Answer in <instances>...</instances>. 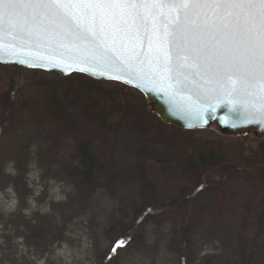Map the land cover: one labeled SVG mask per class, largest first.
Segmentation results:
<instances>
[{"label": "rangeland", "instance_id": "374dc122", "mask_svg": "<svg viewBox=\"0 0 264 264\" xmlns=\"http://www.w3.org/2000/svg\"><path fill=\"white\" fill-rule=\"evenodd\" d=\"M20 69L0 65V264H107L120 224L136 217L135 242L113 264H264V140L165 125L117 82ZM88 87L119 101V124L89 114ZM85 144L101 171L81 192ZM184 197L180 215L144 216Z\"/></svg>", "mask_w": 264, "mask_h": 264}, {"label": "water", "instance_id": "95a60500", "mask_svg": "<svg viewBox=\"0 0 264 264\" xmlns=\"http://www.w3.org/2000/svg\"><path fill=\"white\" fill-rule=\"evenodd\" d=\"M140 7L158 8L166 14L163 21L160 16L147 18L148 36L131 23L124 28L101 29L87 20L79 21L77 27L53 17L33 22L6 15L0 32V59L4 61L0 65L117 82L140 92L150 112L165 125L183 131L214 129L226 137L264 140V80L248 61L239 36L233 39L236 26L229 23L225 28L220 20L204 21L182 14L177 18L175 8L180 6ZM173 30L174 70L169 72L167 45L161 47L158 34L163 31L162 39L166 41L167 33ZM77 51L88 56L87 63L74 64L69 69V54ZM37 54L45 58L36 59ZM19 61H29L32 66ZM41 65L70 74L45 71ZM233 71L247 77L235 90L223 81L224 74Z\"/></svg>", "mask_w": 264, "mask_h": 264}, {"label": "snow or ice", "instance_id": "6c2138e0", "mask_svg": "<svg viewBox=\"0 0 264 264\" xmlns=\"http://www.w3.org/2000/svg\"><path fill=\"white\" fill-rule=\"evenodd\" d=\"M7 5L5 9L2 6ZM147 5H168L180 6L175 8L176 17L182 14L184 17L196 16L204 21L220 20L224 22L227 28L229 23L234 24L233 39L239 36L243 42L247 58L254 70L258 71L261 80H264V0H0V32L3 31L4 17H15L24 21L31 20L36 22L40 17H53L59 20L70 21L79 27V21L87 20L93 27H127L129 23L138 25L137 30H144L146 36L149 35L147 18L160 16L163 21L166 14L158 8L151 10L142 9L140 6ZM243 22V25H241ZM153 34L157 33L155 25H152ZM160 45H167L165 53L168 71L172 72L173 59L171 54V44L174 39V30L167 33V40L162 39L165 36L163 31L159 32ZM179 56V53H177ZM45 57L37 54L36 59L43 60ZM187 59V57H185ZM88 56L80 52L69 54V69L74 64L87 63ZM4 61L0 59V63ZM24 66L31 67L29 61H19ZM45 71L59 70L64 75H69V71L63 69L46 68L41 65ZM84 71V69H81ZM85 74H89L85 72ZM94 75V74H93ZM94 78H98L95 77ZM247 77H241L238 72H226L224 74V84L233 90ZM264 115V113H262ZM126 244V241H116L113 252L116 251V245Z\"/></svg>", "mask_w": 264, "mask_h": 264}, {"label": "trees", "instance_id": "16d2710c", "mask_svg": "<svg viewBox=\"0 0 264 264\" xmlns=\"http://www.w3.org/2000/svg\"><path fill=\"white\" fill-rule=\"evenodd\" d=\"M20 71H22V69H20ZM78 76V74L75 75H71L70 77L73 79H76L75 77ZM80 76V75H79ZM76 82L79 85H83L84 83L80 80H76ZM20 84V81L18 82V85ZM82 93L85 94H89L92 100V105L91 107L88 109L89 110V114L93 117H100L102 119V124L103 126H111V125H115V124H119L121 122L122 119V110H123V106L120 105L119 101L116 100L113 96L112 97H105L102 93H100L99 91L93 89L92 87H88V90L83 91ZM2 102H3V106H4V110H6L7 112V117H12L15 113L13 112L14 109L16 110V98L13 92H8L6 94H4V96H2ZM5 119V118H3ZM79 150L81 153V157L83 158V170H81L80 172L77 171V177H79V173L81 174L80 177V191L82 192L83 188L86 187V185H91L92 184V176H94V173L96 171V167L97 166H101L98 162V160L94 159V157L91 155V153L87 150V146L85 145H80L79 146ZM99 169V167H97ZM213 169H210V171L206 172L203 176L202 174V182H204L206 180L207 177ZM99 171H101L99 169ZM225 175L224 174H220L217 178H215L214 182L210 179V181L206 184V186H204L201 189H204L205 187L211 188L213 187V185H218L221 183V181H223L225 179ZM201 191V190H200ZM199 191V192H200ZM81 194V193H80ZM167 204H169L168 206H166ZM166 205H164L163 203H157L156 205H154V207H149V208H155L154 212H152L151 214L147 213V211L145 210L144 212V216L146 215H154V213H165L168 212V210L174 208L176 210V212L180 215L184 209V206L186 205L187 208L190 207V203H189V198L184 197V198H179L177 200H173L170 201L169 203H166ZM182 221L179 219V227L177 229V234L179 235V237L181 238L180 243H182L183 245H185L183 238L185 236V226L181 223ZM181 223V224H180ZM140 227V221L138 220V217L133 218L131 220L122 222L120 224L119 227V233L122 234V237L118 238L116 241H126V244L123 245H116V251L113 252L111 249L113 248L115 242H113V244L111 245L110 249H109V253L107 255L106 258V263L107 264H113V260L116 259V257L118 256L119 252L122 250H125V248H127L130 244V242L132 243L135 242L134 238L135 235H137L136 230ZM187 242V241H185ZM104 263V261H103Z\"/></svg>", "mask_w": 264, "mask_h": 264}]
</instances>
